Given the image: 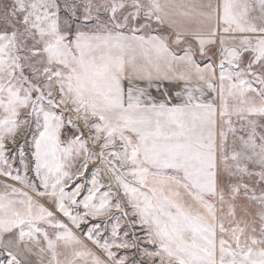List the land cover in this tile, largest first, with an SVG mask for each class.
<instances>
[{"label": "snow or ice", "instance_id": "snow-or-ice-1", "mask_svg": "<svg viewBox=\"0 0 264 264\" xmlns=\"http://www.w3.org/2000/svg\"><path fill=\"white\" fill-rule=\"evenodd\" d=\"M0 264H264V0H0Z\"/></svg>", "mask_w": 264, "mask_h": 264}]
</instances>
